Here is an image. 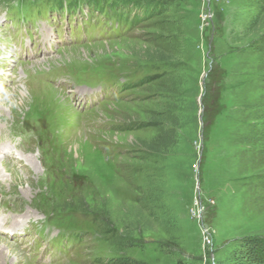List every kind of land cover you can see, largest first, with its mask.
<instances>
[{
  "label": "rangeland",
  "instance_id": "1",
  "mask_svg": "<svg viewBox=\"0 0 264 264\" xmlns=\"http://www.w3.org/2000/svg\"><path fill=\"white\" fill-rule=\"evenodd\" d=\"M15 1L0 0V264H264V0H136L135 16L159 9L111 38L95 11L123 0H63L39 23L52 51L24 59ZM76 85L107 94L75 104Z\"/></svg>",
  "mask_w": 264,
  "mask_h": 264
},
{
  "label": "trees",
  "instance_id": "2",
  "mask_svg": "<svg viewBox=\"0 0 264 264\" xmlns=\"http://www.w3.org/2000/svg\"><path fill=\"white\" fill-rule=\"evenodd\" d=\"M123 1L124 3L118 5V7L116 6L115 9L118 12L116 13V15H120L121 19H123L125 22H127V20L133 22L136 19L139 20L142 17L144 16L146 17L148 15L152 16L159 9V6H157V4L153 2H148V1H145L143 3L141 2L140 10L138 11L137 16H135L131 12L132 11L131 7L137 6V1L136 0H123ZM111 15L116 16L112 13Z\"/></svg>",
  "mask_w": 264,
  "mask_h": 264
},
{
  "label": "bare ground",
  "instance_id": "3",
  "mask_svg": "<svg viewBox=\"0 0 264 264\" xmlns=\"http://www.w3.org/2000/svg\"><path fill=\"white\" fill-rule=\"evenodd\" d=\"M23 88V87H22ZM69 91H71V92H73L74 91V89H73V86H71V89H69ZM16 92H18V90L16 91ZM18 95H19V92H18ZM21 95L22 96H24L22 93H21ZM9 96V95H8ZM20 96V95H19ZM11 99H15V100H17V96H15V94L13 95V97H11ZM75 103H76V101H75ZM9 150V153H10V158H11V150L13 151V149L11 148V147H6L5 149H3V150H5V152H7L8 153V150ZM4 153V152H3ZM6 157V156H5ZM3 221V220H2ZM4 251V250H3Z\"/></svg>",
  "mask_w": 264,
  "mask_h": 264
}]
</instances>
